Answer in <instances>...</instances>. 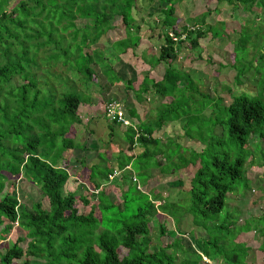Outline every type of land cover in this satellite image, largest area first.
<instances>
[{
  "label": "trees",
  "instance_id": "obj_1",
  "mask_svg": "<svg viewBox=\"0 0 264 264\" xmlns=\"http://www.w3.org/2000/svg\"><path fill=\"white\" fill-rule=\"evenodd\" d=\"M158 1L166 4L167 11L160 12L163 42L154 66L164 63L166 67L160 74L156 71L160 76L157 80L144 75L136 90L134 81L127 82L139 101L141 95L152 92L160 106L155 120L147 123L139 119L134 107L129 109L132 121L127 127L119 126L124 129L121 136L127 146L123 153H128V159L124 163L120 157L117 162L119 168L129 166L137 174L162 167L164 173L198 168L188 186L183 185L182 202L161 197L153 187L156 178L147 175L145 185H135L136 197L127 189L122 193L120 208L99 191V181L113 176L110 166L90 167L89 180L95 193H90L89 199L65 191L70 176L65 153L78 147L71 131L74 122L81 123L77 111L84 101L76 84L85 89L97 82L92 65L98 63L91 46L102 37L110 40L116 28L112 21L119 18L124 37L110 42V49L117 56L136 49L143 24H137L133 15L137 0H16L7 10L4 6L10 0H0V264L21 260L22 264H205L216 259L226 264H247L249 246L235 239L251 232L258 235L264 263V213L255 217L246 216L240 209L225 210L229 196L238 197L250 190L246 166L260 163L259 158L264 160L263 149L258 148L255 160L253 150L248 148L264 141V64L260 65L264 62V38L252 44L253 55L248 54L247 47L252 37L264 31V0H217L231 7L233 17L239 11L252 14L256 30L252 35L241 33L234 44L236 75L234 85L226 89L230 96L227 104L219 97L202 94L189 73L172 64L184 42L194 49L207 34L220 38L222 25L219 29L203 24L206 14H202L192 26H182L179 31L174 6L180 0ZM77 20H87L88 24L78 28ZM240 54H246L243 58L248 65L242 69ZM101 60L100 71L108 82L119 79L102 51ZM56 67L62 72L52 71ZM251 69L257 75L255 94H236L233 87L242 84ZM40 70L42 74L37 77ZM15 78L21 84L9 87ZM55 86L63 89L57 93ZM180 96L184 102L178 101ZM205 110L209 115L204 119ZM177 123L184 132L181 138L188 144L184 146L187 156L181 154L183 146L174 139L168 136L162 142L158 138L168 125ZM135 147L142 152L132 153ZM133 160L135 164H131ZM18 176L47 199V209L41 202H33L29 209L18 203L14 193ZM258 189L264 198V184ZM89 200L96 203L98 216L95 206L88 213L79 209ZM157 201L161 203L154 210ZM157 211L166 213L175 228L189 215L192 225L205 233L197 251L187 250L177 238L170 243L157 240L151 249L150 223ZM15 224L26 235L6 246V237ZM158 230L165 236L162 223ZM173 233L180 235L179 231ZM26 239L29 242L23 248L20 244Z\"/></svg>",
  "mask_w": 264,
  "mask_h": 264
},
{
  "label": "rangeland",
  "instance_id": "obj_2",
  "mask_svg": "<svg viewBox=\"0 0 264 264\" xmlns=\"http://www.w3.org/2000/svg\"><path fill=\"white\" fill-rule=\"evenodd\" d=\"M16 0H10V2L4 6V9H9L10 5ZM166 4H159L158 0H137L136 8L133 11L135 21L137 24H142L140 29V41L139 45L133 51H128L125 55H118L112 52L110 49V42L115 40H120L124 37L122 27L120 28L119 18H115L112 21V25L116 28L111 31L109 39L102 37L97 44L91 46L93 53L95 54V59L97 60L96 65H92L96 73V83H90L88 88L83 89L82 85L76 84L77 87L82 90L83 96L82 100L84 102L79 105L77 111V117L81 121L74 122L73 124V140L75 145H78L74 150H70L65 153V158L67 159L66 168L69 173V179L65 186V191L74 192L76 197H90V193H95L92 190L89 180L90 167L92 165H99L101 167H111L113 171V176L108 177V180L99 181L100 190L106 195L110 201L116 203L120 208L122 207V193L129 190L133 196H137L134 192L135 185H145V180L147 177V171L145 173H135L134 170L129 168V166L123 169L119 168V162L117 158L123 157L121 159L124 163L127 161L128 153L124 154L123 151L126 149V142L122 139L121 133L124 131L123 128L118 127L111 122L105 116V107L111 102V100L116 101L124 110L127 119L131 122L129 117V109L134 107L136 113L141 121L144 123L153 122L156 118L158 107L160 106L159 98H157L152 92L146 96L141 95V101L135 97L134 91L128 89V79L134 81L133 89H138V85L141 82L144 75H149L154 79H159V74L162 69L166 67L164 63H160L159 66H154L155 59L159 55V46L163 42L162 37V27H161V16L162 11L165 9L167 11ZM175 14L177 18L176 29L181 31L182 26H192L193 22L201 18L202 14H206L203 18V24L210 25L215 28H221L222 32L220 38H213L210 34H207L203 39L199 40V45L197 48L192 49L187 42H184L183 46L177 53L176 59L172 62L173 66L181 71L188 72L189 75L196 81L197 86L202 94L209 95L211 98L219 97L222 99L223 103L227 104L230 102V96L226 89L231 88L234 85V78L236 75L235 66L233 65V47L235 42L241 37V33H248L250 35L256 32L253 28L252 20L254 16L247 11H239L238 16L231 15V7L228 6L224 1L210 0L206 2L205 0H180L174 6ZM152 14V16L148 15ZM148 15V16H146ZM194 17H197L196 19ZM259 19L256 21L258 22ZM262 21V20H261ZM222 23V24H221ZM75 24L78 28L83 27L88 24L87 20H77ZM259 35V34H258ZM264 31L257 37H252L250 39L251 44H248V54L251 56L255 53V49L252 48V44H258L259 41L263 40ZM101 51L104 54L105 59L110 61V65H113L114 71L119 73V79L115 82H108V80L102 75L100 67L103 64L101 60ZM261 53V52H260ZM246 55V54H245ZM240 54V64L239 68L242 69L247 67V58H243ZM98 57V58H97ZM264 62H260L263 65ZM236 65V64H235ZM44 66V65H43ZM52 71L62 72L59 68H54ZM159 74H157V72ZM42 74L41 70L37 73ZM72 80V77H70ZM75 79V78H74ZM257 75L251 69L243 78L242 84L235 85L233 90L236 94L248 93L255 94V84ZM52 78L49 81L52 83ZM48 81V80H47ZM76 82V80H74ZM21 84V81L17 78L9 84V87ZM53 85H55L53 83ZM63 88L61 86H55V91L59 93ZM180 102H184L182 96L178 99ZM161 107L165 108V103ZM192 106V102L189 104ZM190 109V107H189ZM194 110V107L191 108ZM209 111L205 110L203 113V118H207ZM130 118V119H129ZM127 127V126H125ZM124 127V128H125ZM187 130V129H185ZM165 137L168 135H174L171 140L174 139L176 144L182 145L181 154L187 156L188 150L184 148L187 146L186 142L182 137L183 131L180 125L170 124L165 129ZM197 130H194L193 135L196 134ZM199 132V131H198ZM163 132L159 134L160 140L165 142ZM57 145L59 144L58 139L56 140ZM258 143V142H256ZM250 145L248 148L253 150L255 155V160H258V155H256L258 148L260 147L264 151V141L256 145ZM142 149L140 147H135L134 154L140 153ZM173 149L170 151H165L162 156L168 157ZM102 155L103 158L99 157ZM125 155V156H124ZM264 157V153H263ZM136 160V159H135ZM131 161V164H135L136 161ZM260 163H256L252 166H246L247 176L250 179L251 187L248 192L244 195L229 196L230 200L227 204L225 210H236L240 209L246 216L252 215L259 217L264 212V198H262L263 193L258 189L263 182H260L262 178L264 179V160L259 158ZM198 167L184 168L178 171H169L165 175H152L151 177L156 178V183L153 184L156 191L160 193L161 197L167 198L168 202L180 203L182 202L183 185L188 186V181L192 178L194 171ZM158 168H154L156 170ZM163 170V169H162ZM18 171V170H17ZM154 171H150L153 173ZM157 172V171H156ZM164 172V171H163ZM158 174V172H157ZM149 176V175H148ZM262 177V178H261ZM179 180V181H178ZM135 183H132L134 182ZM177 181L180 184H177ZM12 182V180H11ZM169 182V183H168ZM8 184V183H7ZM15 191L16 200L19 204L25 205L28 209L31 207L33 202H41L43 207L47 209L48 201L43 196H40L39 191L36 187L25 182L18 176L15 180ZM96 195V194H95ZM129 198V197H128ZM161 203L157 201L153 209H157V205ZM95 206L96 213L99 215L96 203L89 200L87 206L79 205L80 210H84L88 213L90 207ZM180 207V205H178ZM181 208H178V216L181 214ZM165 226L166 234L165 236H160V231L158 230L159 223ZM151 227V240L154 242L151 245V249L155 248L157 240L159 242H171L172 238H177L181 241V244L189 251H197V244L201 238L205 237V233L192 225L191 217L185 215V217L179 222L177 228L171 218L168 217L166 213L157 211L156 215L153 217L150 223ZM1 231V227H0ZM174 231H179L180 235L173 233ZM24 230L17 227L15 224L13 226V231L6 237L4 245L11 246L16 239L21 236L25 237ZM236 242L246 243L250 248V255L255 254L259 258V264H264L261 260L262 254L258 252V235L250 233L247 235H239L236 237ZM29 239H26L20 245L25 248ZM1 244V243H0ZM120 256H123L121 249L118 250ZM1 254V246H0ZM248 257V258H249ZM248 260V259H247ZM216 261L210 260L205 261V264H216ZM257 259L254 264H257ZM63 263V262H62ZM13 264H22L21 261H15Z\"/></svg>",
  "mask_w": 264,
  "mask_h": 264
},
{
  "label": "built area",
  "instance_id": "obj_3",
  "mask_svg": "<svg viewBox=\"0 0 264 264\" xmlns=\"http://www.w3.org/2000/svg\"><path fill=\"white\" fill-rule=\"evenodd\" d=\"M104 113L106 118L117 126L129 125V120L123 108L114 100H111V102L106 105Z\"/></svg>",
  "mask_w": 264,
  "mask_h": 264
},
{
  "label": "crops",
  "instance_id": "obj_4",
  "mask_svg": "<svg viewBox=\"0 0 264 264\" xmlns=\"http://www.w3.org/2000/svg\"><path fill=\"white\" fill-rule=\"evenodd\" d=\"M112 124V123H111ZM129 124H130V121H129ZM119 127V126H118ZM165 131V130H164ZM160 134V133H159ZM163 136L165 137V132H163ZM170 138L172 137V135H168ZM173 137H174V135H173ZM172 137V138H173ZM158 138H161V137H158ZM161 141V140H160ZM142 149V148H141ZM142 152V150L140 151V153ZM139 154V153H138ZM162 158H166V157H163L162 156ZM161 158H159V160H160ZM162 169H165V167H162V168H160V169H156V170H153V169H148V171H147V175H149V176H152V175H157V172H158V174H160V175H165V173L164 172H162V171H164V170H162ZM150 171H154L153 173H150ZM157 171V172H156ZM179 181V180H178ZM177 181V184H180L179 182ZM169 183V182H168ZM263 184H264V182H263ZM264 213V212H263ZM262 213V214H263ZM236 240V239H235ZM236 242V241H235ZM250 249V248H249ZM251 250H249L248 251V255H249V252H250ZM258 252H260L259 251V249H258ZM260 254H261V252H260ZM249 257V256H248ZM247 257V264H254L253 262H255V260L257 259V264H259V258H258V256L255 254V256L254 255H250V257L248 258ZM261 260H262V257H261ZM206 261H208L209 262V260H206ZM216 262V264H226L222 259H216L215 260ZM263 262V261H262Z\"/></svg>",
  "mask_w": 264,
  "mask_h": 264
}]
</instances>
